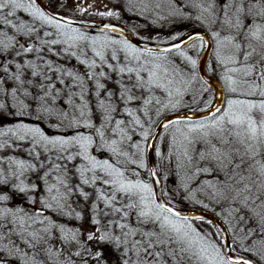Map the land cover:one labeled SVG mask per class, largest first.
<instances>
[{"label": "snow or ice", "instance_id": "obj_1", "mask_svg": "<svg viewBox=\"0 0 264 264\" xmlns=\"http://www.w3.org/2000/svg\"><path fill=\"white\" fill-rule=\"evenodd\" d=\"M0 264H264V0H0Z\"/></svg>", "mask_w": 264, "mask_h": 264}, {"label": "flooded vegetation", "instance_id": "obj_2", "mask_svg": "<svg viewBox=\"0 0 264 264\" xmlns=\"http://www.w3.org/2000/svg\"><path fill=\"white\" fill-rule=\"evenodd\" d=\"M85 6H87L88 4H93L95 3V7L98 9H102L103 8V4L107 3V0H83ZM85 19H90V20H99V17H89L87 15H85V17H83ZM113 23H118L116 21H112Z\"/></svg>", "mask_w": 264, "mask_h": 264}, {"label": "water", "instance_id": "obj_3", "mask_svg": "<svg viewBox=\"0 0 264 264\" xmlns=\"http://www.w3.org/2000/svg\"><path fill=\"white\" fill-rule=\"evenodd\" d=\"M83 19H85V18H83ZM85 20H87V21H92V20H90V19H85ZM113 23V22H112Z\"/></svg>", "mask_w": 264, "mask_h": 264}]
</instances>
